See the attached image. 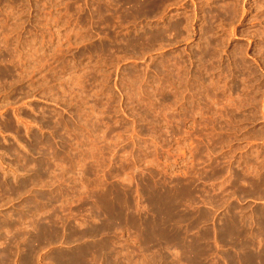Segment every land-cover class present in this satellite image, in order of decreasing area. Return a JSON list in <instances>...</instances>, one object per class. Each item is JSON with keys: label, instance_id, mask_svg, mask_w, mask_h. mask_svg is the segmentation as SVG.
Wrapping results in <instances>:
<instances>
[{"label": "rangeland", "instance_id": "rangeland-1", "mask_svg": "<svg viewBox=\"0 0 264 264\" xmlns=\"http://www.w3.org/2000/svg\"><path fill=\"white\" fill-rule=\"evenodd\" d=\"M3 67L0 252L53 229L32 262L59 264L83 244L66 227L115 210L87 264H242L264 243V0H0ZM160 206L168 243L142 251L130 228Z\"/></svg>", "mask_w": 264, "mask_h": 264}, {"label": "bare ground", "instance_id": "bare-ground-1", "mask_svg": "<svg viewBox=\"0 0 264 264\" xmlns=\"http://www.w3.org/2000/svg\"><path fill=\"white\" fill-rule=\"evenodd\" d=\"M3 68L4 69L0 70V82L3 80H13L14 76L11 74V71L6 70L5 67ZM3 89H5V87H3ZM51 202H53V198H45L44 205ZM28 206L33 207L34 205L32 204V202H30ZM101 208L102 210H100V212H109L105 204L101 206ZM158 213L160 214L158 222H156L155 218L151 222L144 220L140 225L133 222L132 225L134 226H131L130 228L131 231H133L136 236L140 238L142 251H146L150 247V245L168 243L167 238L169 237H167L165 226L167 218L166 213L161 206L159 207ZM114 215L119 219L114 218L116 219V221L112 219L100 225L88 224L87 227L81 231H77L76 229L71 227H66V234L64 233L62 236L63 240H77L79 242H83V244H81L78 251L69 254H61L57 257H54V261H57L59 264H87L86 257L89 254L113 251L115 243V233L112 231V228L116 227L117 230H121L122 227H126L122 223L116 226L117 223H120V221L123 220L122 218H120V211L115 210L113 216ZM259 235L261 237L264 236V230L259 233ZM178 236L179 233L174 232L171 238L175 239V241L177 242ZM57 238L58 233L53 229H50L49 232L45 230L36 232L33 235L30 234L23 237H14L13 240L19 239L20 241L16 242L15 246L13 247L12 245H9L11 244V241L9 240L7 246L0 252V263L6 264L7 261H10L14 253V248H16L17 254L22 253L20 257V264H33L32 254L38 249L46 246L47 244L52 243ZM258 248L259 249L257 252L250 251L244 253L243 257L241 258V263L264 264V243H261ZM19 250H22V252H20Z\"/></svg>", "mask_w": 264, "mask_h": 264}]
</instances>
